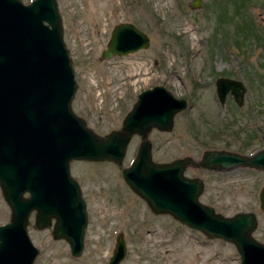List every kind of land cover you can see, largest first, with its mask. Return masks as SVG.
Here are the masks:
<instances>
[{"label":"rangeland","instance_id":"obj_1","mask_svg":"<svg viewBox=\"0 0 264 264\" xmlns=\"http://www.w3.org/2000/svg\"><path fill=\"white\" fill-rule=\"evenodd\" d=\"M199 1L192 7L190 0H56L76 82L71 108L103 135L120 128L144 88L161 84L183 97L186 106L173 115L170 130L148 131L152 159L191 156L184 174L202 180L199 200L223 215L252 211L256 226L251 234L264 243V208L258 205L264 170L195 164L206 148L249 153L263 145L264 0ZM121 21L142 30L148 45L102 58L112 26ZM218 77L241 81L240 104L229 91L219 102ZM138 142L139 135H131L120 163L70 160L69 173L80 186L87 213L83 249L71 255L66 240L51 236V225H34L32 211L26 225L38 248L32 264H102L118 233L126 245L119 264H240L232 242L207 236L168 213L152 212L129 188L121 169L132 160ZM9 213L0 190V224Z\"/></svg>","mask_w":264,"mask_h":264},{"label":"water","instance_id":"obj_2","mask_svg":"<svg viewBox=\"0 0 264 264\" xmlns=\"http://www.w3.org/2000/svg\"><path fill=\"white\" fill-rule=\"evenodd\" d=\"M190 5L197 7L200 1L190 0ZM148 43V36L133 23L117 22L100 56L127 54ZM75 88L56 0H0V190L10 210L8 221L0 224V264L33 263L38 248L26 229L32 211L37 228L51 225V236L66 240L70 254L79 256L87 213L69 162L120 163L134 133L139 135L138 146L121 175L150 210L168 213L207 236L232 242L240 264H264V243L251 234L256 226L252 211L223 215L201 202L202 180L184 174L191 156L164 162L152 159L147 133L152 127L170 130L173 115L186 106L183 97L173 96L161 84L144 88L136 94L120 128L99 135L73 112ZM244 88L241 81L227 77L215 81L220 103L229 91L240 104ZM262 140L263 145L249 153L206 148L195 164L208 169L264 170V129ZM258 200L263 209L264 184ZM125 252V241L118 233L102 264H119Z\"/></svg>","mask_w":264,"mask_h":264},{"label":"flooded vegetation","instance_id":"obj_3","mask_svg":"<svg viewBox=\"0 0 264 264\" xmlns=\"http://www.w3.org/2000/svg\"><path fill=\"white\" fill-rule=\"evenodd\" d=\"M188 167H190V166H187L186 168H188ZM186 168H185V169H186ZM201 168H202V167H201ZM202 169H206V168H202Z\"/></svg>","mask_w":264,"mask_h":264},{"label":"bare ground","instance_id":"obj_4","mask_svg":"<svg viewBox=\"0 0 264 264\" xmlns=\"http://www.w3.org/2000/svg\"><path fill=\"white\" fill-rule=\"evenodd\" d=\"M132 74H133V73H130L129 75H131V76H132Z\"/></svg>","mask_w":264,"mask_h":264},{"label":"trees","instance_id":"obj_5","mask_svg":"<svg viewBox=\"0 0 264 264\" xmlns=\"http://www.w3.org/2000/svg\"><path fill=\"white\" fill-rule=\"evenodd\" d=\"M248 28V27H247Z\"/></svg>","mask_w":264,"mask_h":264}]
</instances>
